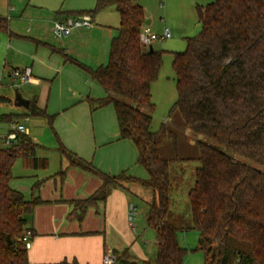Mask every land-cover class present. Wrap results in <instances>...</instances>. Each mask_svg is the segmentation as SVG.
Instances as JSON below:
<instances>
[{"label":"trees","instance_id":"1","mask_svg":"<svg viewBox=\"0 0 264 264\" xmlns=\"http://www.w3.org/2000/svg\"><path fill=\"white\" fill-rule=\"evenodd\" d=\"M109 8L119 13L118 35L112 40L108 64L89 70L107 95L90 102L93 110L113 105L120 138L135 144L138 164L149 177L108 175L61 145L59 150L72 166L103 182L93 196L70 201L69 217L83 221L89 208L105 201L112 188L137 183L155 194L146 217L158 246L152 264H184L188 250L178 237L184 230L199 232L205 264H264V172L246 162L264 167V0L198 4L201 32L188 39L185 51L173 53L178 92L173 108L188 130L206 140L199 143L200 168L188 194L190 226L170 209L169 172L174 160L160 155L164 142L176 136L165 125L153 132L152 115L147 112L154 110L152 85L161 72L164 52L143 47L140 35L148 20L144 7L134 0H97L95 9L79 16L93 17ZM0 27H6L1 17ZM29 110L53 125L54 116L34 102ZM37 148L24 133L12 146L0 148V264H31L22 242L26 216L44 201L39 196L26 199L10 183L19 158L35 169L48 166L46 158L37 157ZM129 253L128 249L115 253L116 264H135Z\"/></svg>","mask_w":264,"mask_h":264},{"label":"crops","instance_id":"2","mask_svg":"<svg viewBox=\"0 0 264 264\" xmlns=\"http://www.w3.org/2000/svg\"><path fill=\"white\" fill-rule=\"evenodd\" d=\"M96 3L97 0H0V17L6 26L0 27V120L15 123L18 119L19 125L28 129V135L37 144L36 153L40 159H47L50 152L56 158V154H62L59 150L62 145L75 157L108 175L126 174L148 179L147 170L138 164L135 144L120 138L113 105L93 110L90 102L107 95L89 70L108 64L111 43L118 35V29L97 17L98 13L93 17L89 14L93 27L74 29L59 40L54 36L55 22L92 11ZM16 69H30L32 79L25 83L24 94H21L30 100V105L34 102L38 109L54 116L53 125L44 117L34 118L29 108L15 105L16 87L20 83L12 78ZM40 118L43 132L36 135L33 122ZM23 119L28 123H22ZM11 132L8 129L3 139L5 146L0 148L9 147L6 138ZM60 160V166L50 175L34 176L37 179L29 197L13 172L10 183L13 189L23 192L26 199L41 194V199L49 202V205H38L35 220L26 223V230L33 232L30 248H27L29 261L31 264L63 261L103 264L108 251L122 253L128 248L124 245L117 248L113 242L108 243L107 236L103 240L98 233L105 229L108 234L113 232L114 226L131 225L128 220L131 207L136 208L135 198L142 197L149 205L155 194L137 183L114 187L105 201L89 208L84 228L79 229L64 221L65 215L73 210L70 201L93 196L103 182L93 173L72 166L70 160L65 161L64 157ZM44 183L48 187L47 193L42 189ZM36 184H40L39 190L35 189ZM41 210L50 212V221L45 228H41L36 220Z\"/></svg>","mask_w":264,"mask_h":264},{"label":"rangeland","instance_id":"3","mask_svg":"<svg viewBox=\"0 0 264 264\" xmlns=\"http://www.w3.org/2000/svg\"><path fill=\"white\" fill-rule=\"evenodd\" d=\"M134 1L144 7L146 18L150 21L149 26L153 32L161 35L165 29H169L172 33L170 39L158 40L152 46L156 51H163L164 56L159 77L152 85V102L154 104V110L147 112L152 115L151 130L153 132L160 131L163 125H165L168 130L173 132L176 136L175 139H168L164 142L160 148V155L163 159L174 160L170 166L169 172V179L171 182L169 191L170 209L176 214L183 215L186 219L187 226H190L191 207L188 194L189 191L194 188L196 170L200 168L199 143L206 142V140L188 130L184 125L180 112L173 108L178 99L176 75L173 68V53L185 51L188 45V39L197 36L201 32L202 24L200 23L196 6L198 4L206 5L211 0ZM97 17H102V20H104L106 24L112 26L114 29H118L120 17L116 9L113 8L105 12H100ZM24 85V82H20L16 87L18 91L23 94ZM34 118H36V116ZM36 119L33 122L35 128L34 134L40 135L43 132L40 123L43 120H41V118L40 120ZM14 122L16 125L20 124L18 119H15ZM21 122L25 123L26 121L23 119ZM11 124L10 122L7 123L4 122V120H0V147L5 146L3 139L8 133V129L12 131ZM214 145L221 148L217 144ZM50 153L46 155L48 160L46 169H35L22 158H19L15 162L13 167L14 176L17 181L21 183L25 191L24 194H27V197L31 195L32 186H34L37 179V177L34 176L37 175L39 178H44V174L50 175L55 168L60 166L61 157H64L65 161L70 160L64 154H56V158H53V154ZM36 155L39 158V154L36 153ZM246 162L264 172V167L261 165L250 163L249 161ZM42 189L47 193L48 187L45 183ZM49 192L50 191H48V193ZM38 195L40 198H43L41 194ZM134 202L136 208L133 214L129 216L128 220V222H132L131 225L128 224L127 227L124 226L120 228L114 226L112 227L113 232L109 231L108 234H106L105 229H103L102 233H98V237L104 240L105 236H107L108 243L113 242L117 248H122V245L126 246L130 252L129 256L135 264H152L157 256L158 246L156 232L147 225L146 217L149 205L146 199L142 197L135 198ZM44 205H49V202L44 201V203L39 206ZM35 212L36 210L31 216H26L27 222L31 223L35 220ZM55 216L58 217L59 215L55 213ZM36 220L41 228H45L47 221H50V212L48 210H41ZM64 221L69 224L73 223V225H76L79 229H83L86 217L83 221H79L71 219L68 213L65 215ZM90 224H92V222H90ZM178 237L180 245L188 250L184 264H205L204 253L199 249V232L197 230H184L179 232Z\"/></svg>","mask_w":264,"mask_h":264},{"label":"built area","instance_id":"4","mask_svg":"<svg viewBox=\"0 0 264 264\" xmlns=\"http://www.w3.org/2000/svg\"><path fill=\"white\" fill-rule=\"evenodd\" d=\"M93 27L92 18L89 15H82L77 17H69L65 21H57L54 24V36L57 40L68 36L74 29L78 28H91ZM172 37V33L169 29L158 35L153 32L149 25H145L141 31L140 39L144 48H151L153 44L158 40H167ZM12 78L18 82H30L32 79L30 69H16L12 72ZM19 133L29 134L28 129L23 125H16L12 123V132L6 138V145L12 146L17 141ZM134 208L131 207L130 215L133 214ZM33 232L28 229L25 230L22 236V242L26 248H30ZM117 258L113 251H108L103 259V264H116Z\"/></svg>","mask_w":264,"mask_h":264},{"label":"water","instance_id":"5","mask_svg":"<svg viewBox=\"0 0 264 264\" xmlns=\"http://www.w3.org/2000/svg\"><path fill=\"white\" fill-rule=\"evenodd\" d=\"M149 24V21L146 22ZM153 49V47H151ZM15 105L28 109L30 107V100L25 99L19 91H16Z\"/></svg>","mask_w":264,"mask_h":264}]
</instances>
